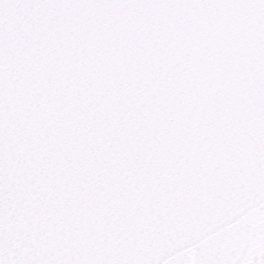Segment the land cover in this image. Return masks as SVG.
Wrapping results in <instances>:
<instances>
[{
  "label": "snow or ice",
  "instance_id": "obj_1",
  "mask_svg": "<svg viewBox=\"0 0 264 264\" xmlns=\"http://www.w3.org/2000/svg\"><path fill=\"white\" fill-rule=\"evenodd\" d=\"M0 264H264V0H0Z\"/></svg>",
  "mask_w": 264,
  "mask_h": 264
}]
</instances>
